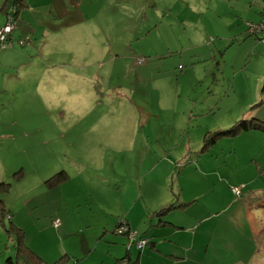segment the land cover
Returning a JSON list of instances; mask_svg holds the SVG:
<instances>
[{
	"label": "rangeland",
	"instance_id": "374dc122",
	"mask_svg": "<svg viewBox=\"0 0 264 264\" xmlns=\"http://www.w3.org/2000/svg\"><path fill=\"white\" fill-rule=\"evenodd\" d=\"M10 1L0 0V28L15 17L7 42L0 43V133L6 134L0 137V170L22 173L16 171L0 193L9 190L8 197L19 203L63 170L67 178L55 185L58 208L41 209L55 208L51 221L69 223L65 250L82 254L78 264L96 257L85 255L90 239L99 240L101 250L117 242H102L106 230L97 227H114L128 239L119 220L147 239L141 249L133 241L129 264L137 258L138 264H264V174L250 182L241 178L256 165L233 151L238 137L214 141L215 148L225 149L224 177L205 179L199 188L201 204L215 216L202 214L199 227L178 230L196 237L186 257L154 251L149 230L159 206L173 197L180 202L178 174L166 171L174 160L191 156L182 155L189 140L202 138L192 131L196 128L187 135L182 126L190 109L194 122L225 128L245 109L254 112L264 104V95L245 90L256 82L264 43V33L250 28L261 19L253 21L247 11L263 7L264 0H244L246 9L230 0H26L15 16L8 13ZM15 72L23 79H14ZM235 72L233 95L226 92ZM221 93L241 112L232 116L227 110L219 120L212 119L211 109L202 114L205 102ZM237 185L239 194L231 189ZM194 189L186 179V194ZM164 195L172 197L158 204ZM194 204L169 214L179 220ZM13 255L12 244L4 247L0 264H10Z\"/></svg>",
	"mask_w": 264,
	"mask_h": 264
},
{
	"label": "crops",
	"instance_id": "0c3cea01",
	"mask_svg": "<svg viewBox=\"0 0 264 264\" xmlns=\"http://www.w3.org/2000/svg\"><path fill=\"white\" fill-rule=\"evenodd\" d=\"M230 3L234 6H243L246 9V6L248 5L244 0H230ZM261 6H254L253 11H247V16L251 18L253 21H259V19L262 18V11L263 7ZM250 9V8H248ZM249 13V14H248ZM3 23V19L0 20V25ZM17 28V27H16ZM23 30L22 27H19L16 29L14 32L19 35V33ZM264 42V40H263ZM261 57H262V66L259 70V72L255 75L256 77V82L251 83L250 86H246L245 90L248 92H251L252 95L259 96L260 93L261 95H264V84L260 87L261 81L264 79V43L262 45L261 49ZM13 64H17V62H13ZM237 76V73L235 72L233 80L231 82L230 87L228 88L226 93H235V78ZM14 79L19 80L23 79L21 77L20 72H15L13 74ZM248 77H250V74H248ZM245 80H247V78ZM108 79V78H107ZM254 79V78H253ZM242 89L244 87H241ZM219 95V94H217ZM221 98L220 99H214L212 97L211 100L206 101L207 107L204 109L202 114L207 113L210 109L214 113L212 114V119L219 120V117L223 116L224 113L229 110L232 113V116L237 115L241 111L237 110V106L230 105L229 101L226 103L225 102V94L221 93ZM191 116L188 121L184 122L182 126L187 127V135L190 133V128H196L192 129L194 133L201 135V139L198 140L196 143H191L190 140L188 141L187 145L184 147V151L182 152L183 154L190 153L191 155L189 158L185 157H176L175 159H180L179 161L174 160V166L175 167H170L169 173H177V180L179 182L178 185V190L180 191V194L178 196V199L180 204H178L176 207H184L188 204H191L195 201V204L190 206L189 211L183 213L181 215V219H176L174 218L169 211L172 209L161 213L157 214L158 215V220L156 223H152V227L149 228L150 230V235L153 237V242L152 244L154 247V251L160 252V251H167L171 255H176L182 258L186 257V252L189 250L188 246L190 247L195 241L196 237L194 235H190L189 233L187 235H184L180 233V229L185 230V227L188 225H193L197 223V227L200 226V222L202 219V214L203 215H213L215 216L214 209H207L201 204V195H200V185L201 181L205 182V179H221V177H224L223 175V165H224V156H225V149L222 145L218 147H214V144L219 140H215L212 145H210L206 150L200 151L197 149V147L202 144L201 142L203 141V135L205 131L207 130H212V129H218L217 126L219 125L218 123L213 124L214 126H205V124H202V121H197L194 122V115L193 110L190 109ZM246 113H243L241 117L244 116H254L258 117L260 119L263 118L264 120V104L258 108L256 111L252 112V110H247L245 109ZM209 116V114H207ZM239 117V116H238ZM239 117V118H241ZM238 119V118H237ZM236 119V120H237ZM20 129V128H18ZM23 136H27V131L19 132ZM5 133H0V137L5 136ZM234 137H238L240 144L237 146V148H233L234 152H238L240 155V159L242 162H245L246 160L250 162V164L255 163L256 167L255 170L249 167V164L243 167V169H246L245 172L243 173L244 176L247 177H241L245 179L247 182H250V180L258 176L259 174H264V131L260 128H251L247 130H241L240 132L232 135ZM231 137V136H229ZM193 154L195 156H193ZM193 156V157H192ZM182 159L187 161V163L183 164L180 168L176 167V164L179 163ZM176 168V169H175ZM11 168H4L3 170H0V180L6 182L8 181L10 184L9 179H14V175L16 171L18 173H22L21 169L16 170L15 172L11 173L10 170ZM263 169V171H257ZM178 170V172H177ZM21 176V175H20ZM190 182L192 185H194V191L193 194L188 196L189 194H186L185 192V181ZM56 185V184H55ZM48 186L46 184L45 187H41L39 190H37L35 193L30 194L28 196H22L21 200L19 203L15 201H12L8 196H9V190L6 192L0 193V200L7 208L8 212H5V217H9V219H12L13 223H15L17 226L23 229L24 231V239L26 244L34 250L42 259L46 260L47 262L54 261L61 257L63 255V264H78L77 261L81 259L80 255H82L79 252H76V254H72L71 252L65 250L67 247L64 244V238L71 234L70 228H67L66 225L67 223L66 219L64 218L62 223H58V225H54V222L51 221L50 216L54 212L55 208L51 209L50 211H45L42 210L44 205H51L53 207H57V203L59 201V194L57 191V186ZM173 192V190H172ZM174 194V193H173ZM172 195H164L162 199H160L158 204H161L162 202L167 201L170 199ZM174 198V197H173ZM169 200L165 204L159 206L156 210L166 207L174 201V199ZM23 200V202H22ZM211 203L213 205L216 204L217 201V193H214L213 190V195L211 197ZM58 208V207H57ZM208 213V214H206ZM169 214V215H168ZM4 217V218H5ZM6 221V220H5ZM126 221V220H125ZM128 222V221H127ZM166 224H170L169 226H165ZM130 225V223H129ZM105 227L104 230H106L105 236H102L103 241L102 242H113L117 241L116 243H113L114 245L111 246V248L107 249H98V244L99 240H94L93 238L90 239L87 242L86 248L90 247L87 249V252H85V255L87 257H90L92 255L96 256L93 257L91 260V264H117L116 262L118 261L117 259L123 257L120 255V252L123 251L124 247L127 250L125 260L127 263L123 264H129L128 259H131L129 256L130 250L133 249L134 244L131 243V246H128L130 249H127V239L126 236L124 235L123 237L118 236L117 234H124V233H117L114 231V227L112 231H109L107 229V226H100L97 227L95 230L97 231L98 229ZM0 251L4 248L7 247L8 245H11V242L8 240L6 234L1 235L2 232L5 233L4 228L2 227L0 223ZM3 230V231H2ZM169 237V238H166ZM157 238V240H156ZM165 238L172 241L171 242H164ZM198 240V239H197ZM118 243L121 244V246H116ZM103 244V243H102ZM190 244V245H189ZM104 245V244H103ZM119 245V244H118ZM125 245V246H124ZM168 246H179L181 247V251L177 252L172 249H168ZM63 248V249H62ZM141 249V248H138ZM125 250V251H126ZM151 251V252H154ZM10 257V256H9ZM69 257H74V261H70V259H67ZM66 258V259H65ZM66 261H69L66 263ZM136 264H138V258L135 260ZM132 262L134 260L132 259Z\"/></svg>",
	"mask_w": 264,
	"mask_h": 264
},
{
	"label": "trees",
	"instance_id": "16d2710c",
	"mask_svg": "<svg viewBox=\"0 0 264 264\" xmlns=\"http://www.w3.org/2000/svg\"><path fill=\"white\" fill-rule=\"evenodd\" d=\"M10 3H11L10 11L13 13V16H15L18 13L19 8H22L27 5L26 0H11ZM14 20H15V17H14ZM11 32L12 30L7 34V38ZM251 128H260L264 131V120L258 117H254V116H244V117H241L235 120L228 127L218 128L215 130H207L205 131L203 135V141L200 146V151L206 150L210 146L211 143H213L215 140H217L220 137L232 136L240 132L241 130L243 131V130H247ZM66 178H67V174L63 170H60V171L55 172L51 176H49L46 179V184L48 186H53ZM9 184L10 183L8 181L4 182L0 180V188H5L6 185H9ZM178 204H175L174 201H172L166 207L158 209L157 214L164 213L174 208ZM5 212H8L7 208H5V206L0 200V223L5 230V234L8 240L11 242V244L14 247V255L7 258L10 264H63V258H64L63 255L59 257L58 259L51 261V262H47L46 260L42 259L34 250H32L26 244L25 239H24L23 229L17 226L15 223H13V221L11 220L9 223H6L5 218H4ZM117 223H118L117 225H119L123 222L122 220H119ZM126 228L127 229L124 232H129L130 227H129L128 222H126ZM146 243H147V239L145 241V244ZM126 248L130 249L128 246H126ZM138 248H141V247H138ZM125 256L117 259L118 261L116 263L117 264L127 263L126 260L124 259Z\"/></svg>",
	"mask_w": 264,
	"mask_h": 264
},
{
	"label": "built area",
	"instance_id": "2783aa9c",
	"mask_svg": "<svg viewBox=\"0 0 264 264\" xmlns=\"http://www.w3.org/2000/svg\"><path fill=\"white\" fill-rule=\"evenodd\" d=\"M9 14H11L13 16V13L11 11H8ZM12 19L8 20L5 22V24L0 28V43L1 44H5L7 42V34L13 30L14 26H15V22H12V20H14V17H10ZM15 21V20H14ZM250 28L252 32H263L264 33V15L262 16L261 20L257 23H251L250 24ZM232 191L235 194H239L241 191V188L239 185L237 186H233ZM54 224H58V220L54 219ZM126 228V223H121L119 225V230L120 231H125ZM127 246H131V243H133V241L135 242L137 247H143L146 238H141V237H137L135 232H127ZM130 240V241H129Z\"/></svg>",
	"mask_w": 264,
	"mask_h": 264
}]
</instances>
